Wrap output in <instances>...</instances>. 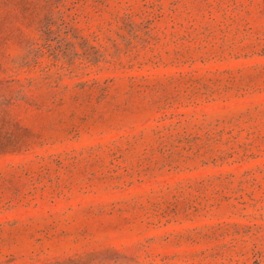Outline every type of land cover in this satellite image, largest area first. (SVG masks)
Here are the masks:
<instances>
[{
    "label": "rangeland",
    "instance_id": "rangeland-1",
    "mask_svg": "<svg viewBox=\"0 0 264 264\" xmlns=\"http://www.w3.org/2000/svg\"><path fill=\"white\" fill-rule=\"evenodd\" d=\"M0 264H264V0H0Z\"/></svg>",
    "mask_w": 264,
    "mask_h": 264
}]
</instances>
